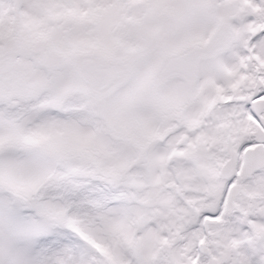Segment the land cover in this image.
Returning <instances> with one entry per match:
<instances>
[{
    "label": "snow or ice",
    "instance_id": "snow-or-ice-1",
    "mask_svg": "<svg viewBox=\"0 0 264 264\" xmlns=\"http://www.w3.org/2000/svg\"><path fill=\"white\" fill-rule=\"evenodd\" d=\"M0 264H264V0H0Z\"/></svg>",
    "mask_w": 264,
    "mask_h": 264
}]
</instances>
